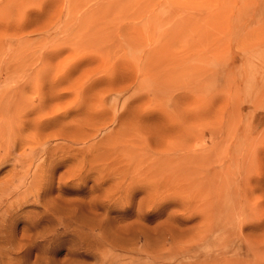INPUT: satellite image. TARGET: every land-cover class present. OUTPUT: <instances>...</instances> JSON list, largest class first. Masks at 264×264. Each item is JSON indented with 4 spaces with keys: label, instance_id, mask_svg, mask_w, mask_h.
I'll use <instances>...</instances> for the list:
<instances>
[{
    "label": "rangeland",
    "instance_id": "rangeland-1",
    "mask_svg": "<svg viewBox=\"0 0 264 264\" xmlns=\"http://www.w3.org/2000/svg\"><path fill=\"white\" fill-rule=\"evenodd\" d=\"M0 113V264H264V0H0Z\"/></svg>",
    "mask_w": 264,
    "mask_h": 264
},
{
    "label": "bare ground",
    "instance_id": "bare-ground-1",
    "mask_svg": "<svg viewBox=\"0 0 264 264\" xmlns=\"http://www.w3.org/2000/svg\"><path fill=\"white\" fill-rule=\"evenodd\" d=\"M15 112H16V111H15ZM17 113H18V112H17ZM2 115H3V114L0 113V117H1ZM12 117H13V116H12ZM17 117H18V116H17ZM18 119H19V118H18ZM20 120H21V119H20ZM21 121H22V120H21ZM14 122H15V121H14ZM18 122H20V121H18ZM22 124H23V123H22ZM19 125L21 126V124H19ZM19 125H18V126H19ZM8 128H9V126H8ZM8 128H7V129H8ZM7 129H6V130H7ZM5 132H6V131H5ZM7 132H8V130H7ZM1 133H2V132H1ZM2 134H3V133H2ZM4 135H5V134H4ZM8 135H9V134H8ZM4 138H5V137H4ZM7 138H8V136H7ZM17 140H18V139H17ZM17 140H16V141H17ZM17 142H18V141H17ZM13 143L16 144V142H14V141H13ZM16 145H17V144H16ZM2 146H4V145H2ZM13 146H14V145H12V147H13ZM14 147H15V146H14ZM0 148H2V147H0ZM2 149H3V148H2ZM12 149H15V148H12ZM0 150H1V149H0ZM12 151H13V150H12ZM1 152H2V151H1ZM1 152H0V154H1ZM4 154H6V153H4ZM6 157H7V156H6ZM1 159H2V158H1ZM245 161H246V160H245ZM248 183H249V182H248Z\"/></svg>",
    "mask_w": 264,
    "mask_h": 264
}]
</instances>
